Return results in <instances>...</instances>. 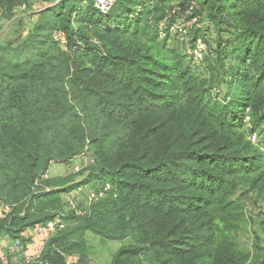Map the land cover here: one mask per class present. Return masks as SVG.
Segmentation results:
<instances>
[{
    "label": "trees",
    "instance_id": "1",
    "mask_svg": "<svg viewBox=\"0 0 264 264\" xmlns=\"http://www.w3.org/2000/svg\"><path fill=\"white\" fill-rule=\"evenodd\" d=\"M140 1L147 3L134 0L126 11L119 4L122 28L101 26L94 48L65 53L51 34L38 40L30 29L0 44V199L13 204L0 239L63 214L60 193L73 177H46L53 161L92 153L85 181L97 177L92 189L110 184L84 216L62 215L64 227L23 264H95L87 231L123 240L109 264H257L231 234L244 220L235 188L253 173L264 179V156H252L247 140L264 122V0H203L200 13L193 0L179 4L196 23L188 41L201 38L224 77L210 87L155 43L164 18V38L171 36L176 6L154 0L153 10L138 9ZM22 6L0 0V25ZM231 57L235 66L223 71ZM227 76L236 102L222 86Z\"/></svg>",
    "mask_w": 264,
    "mask_h": 264
},
{
    "label": "rangeland",
    "instance_id": "2",
    "mask_svg": "<svg viewBox=\"0 0 264 264\" xmlns=\"http://www.w3.org/2000/svg\"><path fill=\"white\" fill-rule=\"evenodd\" d=\"M22 2L21 11H18L14 17H11L10 20H5L0 25V44L1 43H13L15 44L20 38L23 37L26 30L30 29V33L35 34L38 37V40H45L46 37L51 34L55 37L59 36L57 46L65 53H71L78 50H86L89 46L94 48L93 42H97L96 39H99L95 35L102 31L101 26L105 28H122L123 21L127 19L126 15H122L121 7L125 2L119 0L113 11L108 15H102L94 4L90 0H19ZM159 0H156V2ZM187 2L189 0H186ZM134 0H128L126 2V11L129 6L132 5ZM154 0H147V3L139 2L138 9H141L143 5H146L145 9L153 10ZM155 2V3H156ZM183 0H170L169 6L167 9L173 6L176 10L174 13V20L176 23L173 25L182 24L186 26L188 30L193 26L195 27L194 19L190 14V10L186 12L182 6H179ZM198 6V12L203 9L202 2L203 0H193ZM211 2V1H210ZM137 9V10H138ZM20 13L25 14L21 16ZM155 10L151 14L149 19L152 24L155 21L154 17ZM166 14V13H165ZM130 19L128 20L127 29L129 33L134 29V21L129 15ZM237 17V20L241 21V16H238L236 11H233V16ZM165 19V18H164ZM162 20L159 24L160 36L156 38V44L164 48L166 51H169V56L171 58H177L175 64H180L181 67H178V70L187 68L190 73L197 76L205 86H212V84L217 83L220 79L223 80V75L219 73L218 61L214 58L213 55H210L206 50L202 51V57L196 55L194 49L196 47V42L194 46L188 41V37L182 38L180 35L176 34L170 30L171 36L167 39L164 38L167 28L168 20ZM127 24V22H125ZM245 22L243 21V24ZM251 24L252 21L247 20L246 24ZM172 25V26H173ZM141 29L145 26V22L141 23ZM202 28L204 31L203 34L207 39L210 40V46H215V42L212 44L211 41L215 37H211V32L208 31L205 25H197ZM140 29V30H141ZM119 30V29H117ZM71 34L73 38L70 39ZM115 33H108L105 35V39L113 38ZM179 38V41L174 40V36ZM136 38L146 40L147 35L145 32L139 31ZM92 41V42H91ZM91 42V43H90ZM75 44V45H74ZM70 46H73L72 49ZM31 48H34L31 46ZM207 47H205L206 49ZM29 49H24V52ZM205 51V52H204ZM193 55V58H192ZM179 62V63H178ZM232 66H235V60L233 57L228 59L225 63V68H222L223 71H228ZM230 77L227 76V81H224L222 86L226 87V92L229 96L233 97L232 102H236L238 99V91L234 89V86L230 85ZM219 84V83H217ZM236 100V101H235ZM245 129L250 131L251 128H254V125L251 124V119L248 117L245 119ZM254 133L248 135L247 140L250 141L249 150L252 156H264V122L255 127ZM93 162L92 153L79 154L76 156L71 163L66 161H53L49 167L46 177L55 178V177H69L72 176V181L67 185L71 186L70 190H64L60 193L61 199L63 201L64 212L62 215H67L72 213V210L69 206L70 200H75L80 206L89 211V207L92 204L89 201V192L91 191V186L94 183V179L97 177L85 181L86 177L92 172L90 169V164ZM51 168H55L51 173ZM81 170V171H80ZM104 179H107L105 177ZM105 184V183H104ZM103 185V183H102ZM235 198L239 199L243 204V216L244 220L241 222L239 229L232 232L231 236L236 238L238 246L245 255L249 256L250 261H254L257 264L262 259V248H264V179H258V173H253L251 176L246 178V180L239 184L236 188ZM8 204L11 209L8 213H5L3 206ZM13 209V204L7 202L4 199H0V220L6 218ZM74 212V211H73ZM88 213V212H87ZM62 215L60 217L64 224L65 218ZM78 216V215H77ZM84 216V215H83ZM36 229V226H32ZM37 233V232H36ZM38 234V233H37ZM22 241V247L20 251L13 252L9 248H5V253H2L0 261L3 264H23L22 249H26V242L29 239L18 237ZM11 242L14 240L13 237L9 239ZM48 241V240H47ZM46 241V242H47ZM45 242V244H46ZM29 243V242H28ZM86 243L88 247V256L95 264H109L112 261L113 256L123 245V240L109 239L104 240L98 235L94 234L91 231L86 233ZM13 244V243H12ZM44 244V245H45ZM31 257L29 261L38 259L39 256ZM74 255L70 256L69 259L72 262Z\"/></svg>",
    "mask_w": 264,
    "mask_h": 264
},
{
    "label": "built area",
    "instance_id": "3",
    "mask_svg": "<svg viewBox=\"0 0 264 264\" xmlns=\"http://www.w3.org/2000/svg\"><path fill=\"white\" fill-rule=\"evenodd\" d=\"M94 6L97 8V10L102 13V14H108L112 11L114 8L116 2L118 0H90ZM170 30L173 32H176V34L180 35L182 38H185L188 35V29L186 26L179 24V25H173L170 27ZM56 39L59 40V36H56ZM206 44L203 42L201 38L197 39L196 41V47L194 49L195 53L197 56L202 57V51L206 50L205 49ZM205 52V51H204ZM110 188V184H101L97 186L96 188L91 189L89 192V201L92 203L98 199H100L103 195L105 190ZM3 210L5 213H8L11 209V207L8 204L2 205ZM69 206L72 211L76 215L83 216L85 215L88 210L80 206L75 200H70ZM64 222L60 217H55L53 219L48 220L47 222L43 224H39L36 226V232L38 235L41 237L42 243L41 245L37 248L36 250V256H40L45 242L52 236L54 235L58 230L64 227ZM22 247V241L20 238H16L9 246V249L13 252L20 251ZM3 253V248L0 246V257L2 256ZM74 260H78V257H74Z\"/></svg>",
    "mask_w": 264,
    "mask_h": 264
},
{
    "label": "crops",
    "instance_id": "4",
    "mask_svg": "<svg viewBox=\"0 0 264 264\" xmlns=\"http://www.w3.org/2000/svg\"><path fill=\"white\" fill-rule=\"evenodd\" d=\"M55 168H51V173L54 171ZM21 237L25 239H29L28 242H26V249H22V260L29 261L31 257L36 255L37 248L41 245L42 240L41 237L36 233V229L29 227L24 232L21 233ZM11 237L4 236L2 239H0V246L3 248V253H5V248H9V246L14 242V239L12 242L9 240Z\"/></svg>",
    "mask_w": 264,
    "mask_h": 264
}]
</instances>
